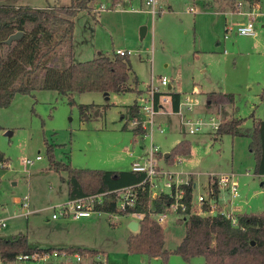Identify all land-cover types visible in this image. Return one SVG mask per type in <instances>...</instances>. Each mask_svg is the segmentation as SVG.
<instances>
[{
	"label": "rangeland",
	"instance_id": "1",
	"mask_svg": "<svg viewBox=\"0 0 264 264\" xmlns=\"http://www.w3.org/2000/svg\"><path fill=\"white\" fill-rule=\"evenodd\" d=\"M239 1L234 9L233 0H158L156 13L152 14L145 0H121L114 5L100 0L96 7L102 4L104 9L94 15L80 12L71 41L62 46L51 64L64 68L97 56H112L117 49L127 50L130 73L137 76L141 91L112 93L109 99L101 92H84L74 94L71 105L67 97L56 91L35 89L15 94L8 105L0 107V150L9 162L7 168L0 165V220L6 223L0 225V236L25 234L30 245L44 247L51 236L63 234L59 221L68 219H52L51 215L55 212L52 207L67 201V184L61 180L65 172L48 168L47 145L52 146L55 160L72 167L120 171L130 169L132 160L146 153L151 141L159 147L161 156L186 139L190 142L188 155H174L170 163H159L177 172L178 178L189 176L195 183L194 198L206 194L208 186L219 177L216 174H233L239 196L232 200L223 190L218 202L227 211L264 212V177L254 172L248 136L215 137V131L207 126L196 134H188L180 128L179 117L167 115V111L154 117L155 124L164 131L160 133L155 127L150 139L133 133L131 117L126 112L128 105L144 96L151 76H166L171 91L197 96L191 116L207 120L214 115L220 122L231 116L246 118L245 130L251 128L254 119L264 120V0H258L255 10V36L236 33L250 11L247 0ZM0 3L41 8L69 5L70 0ZM190 7L195 12H188ZM161 89L166 91L167 87ZM212 91L233 94V107L206 108V93ZM78 104L93 105L89 120L80 119ZM168 108L165 103L164 109ZM131 151L133 156L129 155ZM38 155L41 159L33 165L23 163ZM25 195L28 217L17 215ZM199 207L194 205L193 211L198 212ZM93 214L90 220L96 221L87 224V235L83 237L105 250L108 264H204L202 256H193L187 262L176 253L170 254L166 262L151 257V263L142 261L140 254L126 249L131 231L128 221L137 220L133 215H118L115 220L106 213ZM180 219L179 214L170 213L162 222L167 248L175 246L184 234ZM96 261L105 263L102 257ZM72 263L79 262L72 259Z\"/></svg>",
	"mask_w": 264,
	"mask_h": 264
},
{
	"label": "trees",
	"instance_id": "2",
	"mask_svg": "<svg viewBox=\"0 0 264 264\" xmlns=\"http://www.w3.org/2000/svg\"><path fill=\"white\" fill-rule=\"evenodd\" d=\"M100 0H70L69 5L49 8L15 6L0 3V107L8 105L15 94H27L35 89L53 90L67 97L74 105L73 95L84 92H107L124 94L138 90V80L130 73L129 56L101 55L85 61L71 63L64 68L51 64L62 46L71 41L75 19L85 11L94 15ZM110 4H119L121 0H107ZM21 31L22 36L7 44L9 35ZM39 78V80H38ZM39 81V82H38ZM172 110L176 111L180 102L179 92L169 91ZM159 95H155V107L158 108ZM235 97L231 93L212 91L206 93V108L220 109L233 106ZM93 105L78 104L80 119H90ZM131 119L139 116V106L135 100L126 107ZM253 117V114L250 115ZM246 118L231 116L219 123L215 137L222 135L250 138L249 149L255 161L254 172L264 175V120L254 119L251 128L245 130ZM128 122V119L126 120ZM1 130V127H0ZM135 135H141L140 126L132 129ZM190 152V142L179 141L169 153L158 155L166 164L174 155L186 156ZM49 169L65 172L61 180L67 184V199L73 200L90 194L102 193L140 184L145 179L141 172L130 169L113 171L90 168H76L69 163L55 160L52 146L47 145ZM8 159L0 150V165ZM192 180L185 186L186 208L179 211L180 222L185 231L173 248L164 246V227L152 212H170L171 199L167 194H159L151 199L147 184L135 188L136 197L132 207L119 210L115 202L106 200L97 209L117 212L120 215L138 213V229L131 232L126 240V249L131 253H143L149 257L158 256L163 262L172 253L179 254L187 262L193 256H202L204 264H264V212L240 213L231 217L219 211L212 215H199L193 211ZM214 193L217 187L213 184ZM109 199H115L110 194ZM115 201V200H114ZM203 209H206L203 207ZM52 249L30 245L25 234L13 237L0 236V253L6 260L22 252L35 249ZM58 248V247H57ZM68 251L96 254L97 249L84 247H59Z\"/></svg>",
	"mask_w": 264,
	"mask_h": 264
},
{
	"label": "built area",
	"instance_id": "3",
	"mask_svg": "<svg viewBox=\"0 0 264 264\" xmlns=\"http://www.w3.org/2000/svg\"><path fill=\"white\" fill-rule=\"evenodd\" d=\"M158 0H145V5L151 9V13H156V5ZM98 9H104L103 5H100ZM188 12H195V9L190 7ZM248 19L245 23L240 24L236 33L242 36H253L255 34L254 21H255V10L249 11ZM227 30H231L228 27ZM226 37V36H225ZM116 54L120 56H129L130 52L127 50L117 49ZM169 79L166 76H160L154 78L151 76L149 83L146 85L144 96L140 97L137 101L139 106V117L137 119H131V128L140 126L143 133V137H150L154 128L163 133V128L155 124L154 117L159 112H165L167 115L176 114L179 117V122L181 126L185 129L188 134H196L203 130L204 127H208L210 130L215 131L220 123L218 117L211 115L207 120L199 116H191L189 113L194 111L197 105L196 95H183L180 98L178 108L176 111L172 110L171 98L168 96ZM167 87L166 91L161 88ZM159 95L158 108L155 107V95ZM168 104V110L164 109V104ZM148 125V126H147ZM160 149L152 141L149 149L146 153L136 156L132 162L130 170L135 172H141L145 175V179L141 182L147 184L149 191L151 193V199H155L159 194H167L171 199L170 212H152L151 215L160 223L164 222L170 213L179 214V211H183L186 208L185 203V186L189 184V176L186 179L178 178L177 172H173L167 168H163L160 165L162 158H159ZM162 154V153H161ZM130 156H133V152H129ZM41 159L38 155L34 159L26 158L23 160L25 165H33L35 161ZM180 159H176L178 162ZM219 176L212 181V184L208 186L206 194H198L196 198H192V204L198 205L199 211L195 212L199 215H212L219 211L221 214L231 217L232 221L235 222L236 219L233 216L223 210L218 208L216 202V194L214 193L213 184L216 185L217 189H226L230 197L237 198L239 196L237 184L232 180L233 174H223L216 175ZM140 184L134 186H128L117 190L90 194L84 197H80L73 200H68L64 203L57 204L52 207L55 210L51 215L52 219L65 218L69 220H79L82 218L90 217L93 213H106L113 215L115 220H117V212H110L97 209L98 206H102L106 200L115 202V206L119 210H126L132 207L135 203L136 190ZM191 188H195V183H191ZM110 194H115V199H109ZM115 200V201H114ZM205 207L206 209H203ZM29 211L28 196L25 195L21 202V212L20 216L27 217ZM127 215H133L137 221L142 218L141 214L130 213ZM5 221L0 220V225L5 226ZM103 258L106 261L104 255L100 252L96 254L81 253L79 251H68L67 249H59L54 247L52 249H35L32 251L22 252L16 254L13 259L6 260L4 256L0 253V264H74L72 259H75L78 264H88L87 260L94 258Z\"/></svg>",
	"mask_w": 264,
	"mask_h": 264
},
{
	"label": "crops",
	"instance_id": "4",
	"mask_svg": "<svg viewBox=\"0 0 264 264\" xmlns=\"http://www.w3.org/2000/svg\"><path fill=\"white\" fill-rule=\"evenodd\" d=\"M248 1V8L250 9V11H252V10H256L257 9V7H258V0H247ZM233 8L234 9H236L237 8V6H239V3H241L239 0H233ZM102 5V4H101ZM241 6H242V4H241ZM240 6V7H241ZM49 7H51V6H47V7H41V8H49ZM99 7H97V9H96V11H99V10H101V9H98ZM249 12V11H248ZM256 35V33L253 35V36H255ZM73 36V35H72ZM131 66V65H130ZM133 74L135 75V73L133 72ZM136 76V75H135ZM137 77V76H136ZM138 80V79H137ZM168 89L169 90H171L172 89V85H171V82L169 81V85H168ZM112 93H108V98L107 99H109L110 98V95H111ZM103 96H105L104 94H103ZM182 96V95H181ZM231 107H233V106H231ZM223 110V109H222ZM221 110V111H222ZM231 110V112H232V108L230 109ZM237 116V115H236ZM121 118H123V116L121 117ZM169 122H171V119L169 118ZM179 126H180V128H181V124H180V122H179ZM182 129V128H181ZM167 154V153H166ZM8 165H9V162L7 161L6 162V164H5V167L4 168H7L8 167ZM217 175V174H216ZM259 176H263L264 177V175H259ZM232 180H233V177H232ZM234 181V180H233ZM235 182V181H234ZM236 183V182H235ZM223 190H226V189H221V188H218L217 189V193H216V202H217V205H218V208L220 209V210H223V211H227V210H225L224 209V207H223V205H221L219 202H218V196H219V193L221 192V191H223ZM227 191V190H226ZM227 193H228V191H227ZM229 195V194H228ZM229 197H230V195H229ZM227 196L224 198V200H226L227 201ZM230 199H232L233 200V198L232 197H230ZM235 199V198H234ZM21 204V203H20ZM20 208H21V206H20ZM30 211V210H29ZM229 214H231L232 216H235V213H241L240 211H238L237 209H233V210H230V211H227ZM29 215V214H28ZM94 214H92L90 217H86V218H82V219H79V220H60L59 221V223L61 224V227H62V232H63V234H58V235H56V236H51L49 239H50V242H49V244H47L48 246H44V247H69V246H74V247H84V248H91V249H97V250H99L100 251V253L102 254V255H104V257H105V259H106V261H105V263L104 262H102V264H108V254L105 252V250H103V249H98V248H96L95 246H93L94 244H89V242L85 239V237H83V236H85V235H87L86 234V226H87V224H89V223H91V222H93V221H96V220H90L91 218H93L92 216H93ZM18 216H20V215H18ZM28 217V216H27ZM3 220V219H2ZM45 220H49L48 218H46ZM134 220V219H133ZM131 220H129L128 221V224H129V222H130ZM178 221V220H177ZM73 227V229H71ZM138 229V228H137ZM131 231H130V233L131 232H135V231H137V230H132V229H130ZM129 233V234H130ZM128 234V235H129ZM128 237V236H127ZM165 237V236H164ZM165 241V240H164ZM180 241V240H179ZM36 246H39V245H36ZM164 246H165V243H164ZM39 247H41V246H39ZM166 247V246H165ZM174 247V246H173ZM173 247H171V248H173ZM167 248V247H166ZM138 254H140L142 257V261H146V259H147V261H148V263H151V258H155V259H158L159 257L158 256H153V257H149L148 255H146V254H143V253H138ZM97 259H100V258H94L93 260L92 259H89V260H87V263L88 264H98L97 263ZM164 264H166V263H164Z\"/></svg>",
	"mask_w": 264,
	"mask_h": 264
},
{
	"label": "water",
	"instance_id": "5",
	"mask_svg": "<svg viewBox=\"0 0 264 264\" xmlns=\"http://www.w3.org/2000/svg\"><path fill=\"white\" fill-rule=\"evenodd\" d=\"M144 32H145V28H142V29H141V33H140L141 36H143ZM22 34H23V32H21V31H17V32H15V33L9 35L5 42H6L7 44H9V43H11L12 41H14V40L18 39L19 37H21ZM103 94L106 96V99H107V98H108V93H107V92H104ZM128 226H129L130 229H132V230H137V228H138V221H137V220H131V221L129 222Z\"/></svg>",
	"mask_w": 264,
	"mask_h": 264
}]
</instances>
